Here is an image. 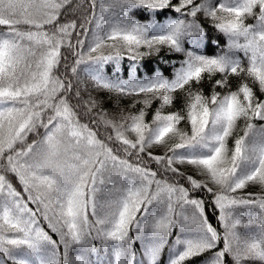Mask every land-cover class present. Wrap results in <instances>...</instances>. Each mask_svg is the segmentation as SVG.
<instances>
[{
	"label": "snow or ice",
	"instance_id": "snow-or-ice-1",
	"mask_svg": "<svg viewBox=\"0 0 264 264\" xmlns=\"http://www.w3.org/2000/svg\"><path fill=\"white\" fill-rule=\"evenodd\" d=\"M262 96L264 0H0V264H264Z\"/></svg>",
	"mask_w": 264,
	"mask_h": 264
},
{
	"label": "trees",
	"instance_id": "trees-1",
	"mask_svg": "<svg viewBox=\"0 0 264 264\" xmlns=\"http://www.w3.org/2000/svg\"><path fill=\"white\" fill-rule=\"evenodd\" d=\"M84 0H74V4L75 3H83ZM213 2L215 3L216 0H213ZM81 11H83V9H81ZM79 13H76V14H73V13H69V17H72L73 15H78ZM136 18H139L142 22H145L146 21V17L143 15V14H139L138 17ZM63 19V17H62ZM79 22V21H78ZM246 23H255V20L254 19H251L249 18L248 20L245 21ZM92 31H95V27L94 25H90L89 26ZM205 27L209 28L210 30V33L214 36H218L219 39L221 40V44L223 45V41H224V38L222 35L218 34L215 32L214 29H211L210 28V25L208 23L205 24ZM89 36H91V32L89 33ZM218 51V50H216ZM62 53L65 54V55H68L69 56V63H71V60H72V57L70 55V53L68 52L67 49H62ZM209 55H213L214 54V50H208V53ZM242 55V54H241ZM180 57L178 56V54H170L168 52V50L166 48H162L161 49V52L159 54H153L151 56H147V57H144L141 61H139L140 64L142 65H145L146 68H141L140 69V76L141 78H143L144 74L146 71H148L149 69H155V68H159L163 74L165 76H168L170 77L171 76V68H170V65L169 64H166L164 63L165 60H175V59H179ZM131 63H134L132 61H129L126 57L125 59L121 62L122 66L126 69L128 67L129 64ZM244 63L246 64L247 61H244ZM109 74H111V65L109 66ZM149 74H151L149 72ZM125 76H126V73H125ZM216 78H219V76H217ZM231 85H232V88L234 90L235 88V85H236V78H231ZM90 81H87L84 77L83 74H81V81H80V88L83 90L85 88V86L87 85L89 87V91H91V87H90ZM211 83L207 80H205L204 82V91H205V94H210L211 92ZM218 91H226L225 89H217ZM257 95H261L257 89ZM262 98H264V96H262ZM100 99L102 101V104H103V107L108 110L110 113L113 112L115 109H117L118 107H124L127 105L128 103V100L127 98H125L123 101L121 102H117V100L113 97V98H110L107 94H100ZM183 105V101L182 99H178L175 103H174V106L172 108H165L164 111L165 112H168V111H175L177 109H179L180 107H182ZM159 106V101H154L153 102V105H152V108L149 109V115L147 117V119L151 120V115L152 113L154 112V110ZM137 107H140V105H138ZM243 122H241L242 124ZM253 123H255L257 126L261 125V124H264V121H253ZM181 126H184L183 122H182V125ZM102 131V130H101ZM232 146V140L230 139L229 140V147ZM152 151L154 152V154L156 155H163L164 154V149L163 148H160V147H155L152 149ZM153 168L156 167L155 164L152 165ZM248 192H253V193H257V194H262L261 193V189L258 185H250L247 189L243 190L240 194L241 195H246ZM200 195H203V193H200ZM205 199H209V197L207 195H205ZM213 222L215 223V219L213 218ZM53 238L54 239H58V237H56L55 235H53ZM0 259H6L3 254H0ZM200 259H204V257H201ZM8 264H12V262L9 260L8 261Z\"/></svg>",
	"mask_w": 264,
	"mask_h": 264
}]
</instances>
